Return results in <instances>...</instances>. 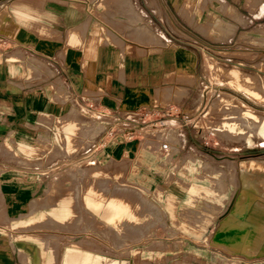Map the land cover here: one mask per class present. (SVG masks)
Segmentation results:
<instances>
[{
    "label": "crops",
    "instance_id": "crops-1",
    "mask_svg": "<svg viewBox=\"0 0 264 264\" xmlns=\"http://www.w3.org/2000/svg\"><path fill=\"white\" fill-rule=\"evenodd\" d=\"M17 1L26 6L31 15L28 19H19L11 12L0 14V23L3 24L8 18L15 28L22 29L19 33L0 27L1 33L18 42L40 37L39 33L28 29V26L41 18V15L33 12L24 1ZM119 1L131 12L128 19L134 27L126 32L128 38H125L117 29L108 26V35L118 45L107 43L94 48L100 54L94 55L87 62L89 67H82L85 62H82V56L79 61L71 62L77 51L69 47L63 51L62 45L56 50L60 55L64 54L67 63L65 60L50 61L38 56H35V60L25 55L23 58V49L17 43L7 54L0 55V264H27L23 253L31 256L33 264H41L42 252L37 248L39 244L31 238L21 239L17 236L46 229L43 223L51 221L64 225L66 229L75 225L79 230L75 239L78 245H99L90 234L99 235L100 229L112 228L117 220L130 219L136 201L140 203L138 207L142 213L140 222H124V234L110 239L114 246L110 245V249H121L134 228L146 230L150 227L145 220L148 217L146 195L150 196L145 189L153 188L149 182H156L157 187L167 181L176 183L181 179L177 169L186 165L182 163L180 155L183 148L180 151L172 146L163 149L160 142L150 138L149 133L141 132V129H149V125L139 127L140 134L136 137H125V133L129 131L127 129L139 126L137 116L144 108L156 114V110L176 100L180 101L179 104H183L187 98L190 100V87L198 76V66H201L199 50L194 44L166 45V37L156 22L162 20L163 13L194 21L198 4L202 0H155L160 11L153 8L149 0ZM207 1L211 3L212 0H203L205 6ZM251 1L258 6V0ZM15 3L11 2L13 5ZM221 4L227 6L228 2L221 0ZM260 4L263 10L264 2ZM184 6L193 15L184 11L186 16L182 18L180 8ZM73 12L68 10L66 14ZM241 14L240 11H234L230 16L238 21L242 20ZM255 16L262 18L264 14L257 13ZM231 26L225 30L226 36L234 34L236 25L233 30ZM197 28L205 33L206 27L203 24L197 25ZM68 36L69 41H73L76 35L71 33ZM29 50H32L31 47ZM85 86H88L90 99L96 104H102L108 111L103 116L106 126L113 125L117 130L104 142H100L102 126L97 123L99 129L90 137V146L80 152L85 143L81 147L72 145L69 149L67 143H62L58 138L59 134L68 133L65 128L68 124L73 123L75 129L80 127V122L75 125L70 121L62 128L64 124L59 126L58 121L59 118L64 122L74 116L80 117L78 104L82 97L80 92ZM102 95L106 103L101 101ZM71 97L75 101V109L71 108ZM67 139L70 143L71 138L68 136ZM190 146L185 143L183 147L190 149ZM226 164L229 165V162ZM156 187L152 197L162 195L167 198L165 202L173 198L172 212L166 211L163 204L159 227L177 229L182 194L175 188ZM221 191L219 195H228V189ZM212 195L211 190H204L201 194L209 198L207 201ZM120 202L126 205L110 208V204ZM254 206L247 218L254 223H263L262 209ZM107 208L110 209L106 212ZM233 212L237 216L241 214L239 211ZM203 213L205 221H208L205 226L209 227L213 211L210 209ZM66 229H62L63 240H69ZM16 232L18 234L15 235ZM234 236L230 233L228 238L233 239ZM177 240H169L163 243V247ZM83 250L93 257L101 255L109 259L95 249ZM49 253L46 264H53L57 259L51 249ZM191 253L200 260L203 257L200 252ZM125 259L132 261L131 256ZM224 260L228 264L232 261L237 264L234 262L236 259Z\"/></svg>",
    "mask_w": 264,
    "mask_h": 264
},
{
    "label": "rangeland",
    "instance_id": "rangeland-1",
    "mask_svg": "<svg viewBox=\"0 0 264 264\" xmlns=\"http://www.w3.org/2000/svg\"><path fill=\"white\" fill-rule=\"evenodd\" d=\"M12 1L16 3L13 5ZM21 1L33 12L41 15V18L32 21L28 26V29H33L41 36L18 42L0 30L1 56L7 54L16 45L14 43H17L23 49V58L25 55L26 58L35 60V56H38L50 61L65 60L67 63L64 54L57 52L62 45L63 51L66 47L77 51L71 62L79 61L82 56V62L85 61L82 67H89L87 62L94 55L100 54L95 52L94 48L107 43L118 45V42L108 35V26L117 29L125 38H128L126 32L134 27L128 19L131 12L119 0ZM225 1L228 2L227 6L221 4V0H212L211 3L207 1L209 4L205 6L202 0L198 4L194 21L163 13L159 24L156 22L166 37V45H196L201 66H198V76L193 86L188 85L191 88L190 100L187 98L183 104L176 100L169 106L156 110V114L147 115L148 109L144 108L137 116L139 126L127 129L136 137L140 134L139 127L149 125V129H141V132L143 130L149 133L150 138L160 144L167 142L168 147L172 146L176 151L184 149L180 155L182 163L186 165L177 169L181 179L176 183L167 181L157 187L156 182L150 181L153 188L145 189L150 194L146 195L148 217L145 218L150 227L146 230L134 228L121 249L109 248L111 238H119L124 234V222H140L142 213L138 207L140 203L136 201L130 219L127 217L117 220L112 228L100 229L99 235L90 234L99 245H78L75 239L79 230L75 225L66 229L58 222L43 223L46 229L17 236L21 239L31 238L39 244L37 248L42 252L41 264H46L50 249L57 259L53 264H61L68 249L73 246L86 250L95 249L109 258L106 259L107 264H228L224 258L236 259L234 262L237 264H264V222L254 223L247 218L255 205L254 207L262 209L261 218L264 219V162H260L264 161V144H260L264 129L261 126V118L241 111L233 104L236 98L251 109L264 113V16H255L257 13L264 14L260 4L264 0H258L259 10L251 0ZM19 2L1 1L0 14L11 12L19 19H28L30 12ZM153 4L160 11L155 0L151 2L155 8ZM68 10L74 12L66 14ZM180 11L182 18L186 16L184 11L193 15L186 6L181 7ZM234 11L242 13V20L236 21L230 16ZM12 24L13 22L6 18V22H1L0 27L21 33L22 29L15 28ZM199 24L206 27L205 33L197 28ZM230 24L233 25L231 30L234 25L236 30L233 35L226 36L225 30ZM71 33L76 35L73 41H69L68 34ZM29 47L31 51H28ZM40 58L37 59L41 60ZM88 90V86H85L80 92V117L74 116L64 122L59 118L58 121V125L64 124L62 128L70 121L75 125L80 122V127L75 129L73 123L68 124L65 127L68 133L64 132L58 136L59 141L66 142L69 149L72 145L81 147L85 143L80 152L90 146V137L99 129L97 123L102 126L100 142L111 136L109 129L113 132L117 130L113 125L106 126L107 122L104 123L103 116L108 111L102 104H96L90 99ZM102 97L101 101L106 103L103 95ZM182 99L183 97L181 102ZM70 102L71 108H77L72 97ZM68 136L71 138L70 143ZM245 140L248 144H243ZM185 143L191 144L190 149L183 147ZM250 159L257 161H249ZM228 162L229 165L226 164ZM155 187L175 188L181 192V213L180 222L176 224L177 229L159 227L163 204L166 211L172 212L173 198L170 197L168 203L165 202L167 198L162 195L152 197ZM221 189H228V195H219L222 193ZM204 190H211L213 194L209 201V198L201 196ZM115 205L126 203H112L110 208L115 209ZM110 208H107L106 212ZM210 209L213 211V220L211 225L206 227L208 221H205V215L202 214ZM233 211L241 212L240 217ZM62 229L68 231L69 240H63ZM230 233L235 235L233 239L228 238ZM172 237L178 240L163 247V243L174 239ZM111 247L114 248L112 245ZM191 251L202 253V259ZM23 255L27 264H33L30 255ZM126 256H131L132 261L126 260ZM231 263L233 264V261Z\"/></svg>",
    "mask_w": 264,
    "mask_h": 264
},
{
    "label": "bare ground",
    "instance_id": "bare-ground-1",
    "mask_svg": "<svg viewBox=\"0 0 264 264\" xmlns=\"http://www.w3.org/2000/svg\"><path fill=\"white\" fill-rule=\"evenodd\" d=\"M149 1L152 2L153 0H149ZM153 6L158 11V7L155 4H153ZM262 9L264 11V6L262 7ZM222 97H224V96H222ZM233 104L237 105L238 108L241 109V111H244V112L249 113L253 116H258L259 118H261V121H262L261 126L264 129V113L256 111L254 109H251L250 106L248 107L244 102H242L236 98L234 99ZM253 139L256 141L255 137ZM261 143L264 144V130H263V133L261 135L260 144ZM243 144H248V143L245 140V141H243ZM260 162L262 163L264 161H260ZM107 262L108 261L106 259H104L101 255H97V256L93 257L91 254L85 253L82 248L73 246L72 248L68 249V252L65 254L64 261L61 262V264H107Z\"/></svg>",
    "mask_w": 264,
    "mask_h": 264
},
{
    "label": "built area",
    "instance_id": "built-area-1",
    "mask_svg": "<svg viewBox=\"0 0 264 264\" xmlns=\"http://www.w3.org/2000/svg\"><path fill=\"white\" fill-rule=\"evenodd\" d=\"M148 113L150 114L151 113V111H147V115H148ZM108 133L109 134H111V135H113L115 132H113V130H111V129H109L108 130ZM125 137H133V133L131 132H127V133H125ZM161 147L163 148V149H165V150H167L168 149V143L167 142H162L161 143Z\"/></svg>",
    "mask_w": 264,
    "mask_h": 264
}]
</instances>
